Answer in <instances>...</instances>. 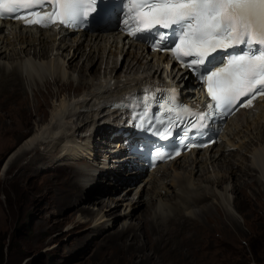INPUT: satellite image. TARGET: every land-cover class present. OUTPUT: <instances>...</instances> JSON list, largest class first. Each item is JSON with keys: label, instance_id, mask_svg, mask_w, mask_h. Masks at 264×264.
I'll list each match as a JSON object with an SVG mask.
<instances>
[{"label": "bare ground", "instance_id": "6f19581e", "mask_svg": "<svg viewBox=\"0 0 264 264\" xmlns=\"http://www.w3.org/2000/svg\"><path fill=\"white\" fill-rule=\"evenodd\" d=\"M15 22H0V96L14 97L9 110L0 112V118L3 120V115L7 114L17 117L18 111L25 107L23 105L26 104L27 87H32L33 95L37 97L42 88L50 90L54 85L58 87L59 95L56 96L57 100L53 103L47 122L37 125L34 134L11 154L5 168L11 166L15 159L37 150L43 151V155L52 156V160L74 161L94 156L99 146L97 138L94 140L92 133L83 135L82 131L86 126L88 129L95 127L96 132L101 135L110 132L107 138L110 147L113 141V147L119 146V151L113 153L118 160L113 162L112 157L105 156L103 160L109 159L113 166H120V171L124 172L116 174L114 168L103 166H98L95 170H84L83 177L90 176L83 179V184H88L87 188L94 187L92 184L99 185L100 182L104 184L106 180L112 182V187L106 184L107 189L102 188L99 191L109 195L110 200H101L102 207L93 212L91 219L96 225H102L107 216L126 202L125 209L121 211L125 219L123 230H134L139 225V229L133 233V241L129 242L139 243L132 245L137 249L144 246L139 241L140 234L137 231L149 227L153 232L165 234L169 223L182 225L180 216L191 219L192 214L198 216L205 208L210 210L206 201L217 196L216 189L219 186L223 192L218 197L222 199L221 204L232 226L241 230V224L233 216L230 206L244 209L243 205L238 203V197L231 196L233 193H245L247 197L254 195L255 203L261 211L254 219L264 224V202H261L264 201V190L261 188L264 185V100L253 109L241 110L231 118L220 136L221 141L211 148L192 150L169 164H159L153 171L137 169L131 165L120 145L122 136L114 134L115 127L123 126L121 122H125V119L122 118L121 109L113 107L112 101L119 94L133 91L154 79H163L164 75L180 84L184 81V72L169 69L167 66L164 68V55L148 52L144 43L131 40L114 29H108V32L83 31L78 34L67 32L60 37L59 33L52 29L35 31L22 27L27 24L20 26L18 21ZM55 52L56 55L53 56ZM45 59L47 65L39 62ZM122 66L124 69L120 71ZM101 69H104V74ZM185 83H190V80L187 79ZM70 89L74 94L70 93ZM182 95L188 96L187 89L182 88ZM38 107L41 109L40 105ZM8 130L6 123L0 122V131L4 132L2 137H8ZM9 141L12 143L15 140L9 138ZM252 145L256 147L252 149ZM105 149L106 147H101V151ZM236 165L241 169L240 174H236L238 170L233 168ZM211 168L213 170H210ZM251 170L260 174L252 175L253 178L246 180V176L251 175ZM96 172L103 176L102 181L98 183V178L93 176ZM210 172H214V176L209 174ZM139 176L150 180L134 188V183L140 179ZM122 178L126 180L120 183L123 186H118L117 181ZM168 179L170 180L164 184V180ZM72 183L75 184L74 180ZM176 187H179V193L173 190ZM119 189L122 192L118 197L111 196ZM247 189L252 191L248 193ZM85 190L82 185L78 186V197ZM132 190L135 192L129 196L128 193ZM144 192L147 193L146 197L143 196ZM170 192L178 201L167 206L163 201L170 202L167 199ZM156 200L160 202L158 206ZM193 200L196 202H192ZM141 205L150 207L148 216L145 217L144 213V217L133 213ZM164 206L167 208L162 209ZM185 210L192 214L184 213ZM218 211L222 212L220 208ZM165 221H169L168 225L164 224Z\"/></svg>", "mask_w": 264, "mask_h": 264}, {"label": "rangeland", "instance_id": "374dc122", "mask_svg": "<svg viewBox=\"0 0 264 264\" xmlns=\"http://www.w3.org/2000/svg\"><path fill=\"white\" fill-rule=\"evenodd\" d=\"M39 62L47 65L46 59ZM123 69L124 66L120 71ZM101 73L104 74V69H101ZM41 90L35 97L33 88L27 87L26 104L18 111L17 117L7 114L3 115V120L0 118V122L9 127L6 138L2 137L4 132L0 131V264H264V224L254 219L261 213L254 195L247 197L245 193H230L232 197L237 196L238 203L244 207L243 210H237L232 205V209L229 207L241 224L239 230L230 224L224 212L222 199L218 197L223 192L221 186L216 189L217 196L206 201L209 211L205 208V211L194 217L192 212L185 210L184 213L192 214L191 219L180 216L182 225L169 223L165 234L153 232L149 227L137 231L140 234L139 241L144 244L140 249L132 246L139 243H129L133 241V233L139 229V225L134 230H123L125 219L121 211L125 209L126 202L107 216L102 225H96L91 219L93 212L102 207L101 200H110L109 195L99 191L102 188L106 190L107 185L112 187V182L106 180L104 184L101 183L103 176L96 172L93 176L98 178L97 183L99 181L100 184H92L96 187L88 189V184H83V179L90 176H83L84 170H95L98 166L114 168L116 174L121 172L120 166H113V162L118 160L113 153L119 151V146L113 147V141L110 147L107 139L110 132L101 135L96 132L95 127L88 129L86 126L83 129V135L92 133L94 140L97 138L99 146L94 156L74 161L52 160V156L43 155V151L37 150L15 159L11 166L5 168L11 154L34 134L37 125L47 122L51 115L53 103L59 95L58 87L53 85L50 90ZM70 93H73L72 89ZM4 97L6 96H0V112L9 110L13 103L14 97ZM9 138H14L15 141L11 143ZM103 146L106 149L101 151ZM251 147L254 149L256 146ZM103 156L112 157L113 162L106 164ZM236 166L233 168L238 170L236 174H240L241 169L239 170V165ZM209 174L214 176V172ZM256 174L260 173L252 171L245 179L250 180ZM140 179L134 183V188L150 180L143 177ZM73 180L75 184L72 183ZM124 180L126 179L118 180V186H123L120 183ZM169 180H164V184ZM81 185L86 190L78 197V186ZM261 188L264 190V185ZM173 190L180 192L179 187ZM251 191L247 189L248 193ZM121 192L119 189L111 196L118 197ZM134 192L135 190L129 191L128 195L132 196ZM146 195L144 192L143 196ZM167 199L171 202L163 201L167 206L178 201L174 194L171 196V192ZM182 200L184 203V199ZM156 203L157 206L160 204L158 200ZM219 208L222 212L218 211ZM150 212V207L141 205L133 213L140 216L144 213L146 217ZM167 222L169 221L164 224Z\"/></svg>", "mask_w": 264, "mask_h": 264}, {"label": "snow or ice", "instance_id": "6c2138e0", "mask_svg": "<svg viewBox=\"0 0 264 264\" xmlns=\"http://www.w3.org/2000/svg\"><path fill=\"white\" fill-rule=\"evenodd\" d=\"M102 2L0 0V17L10 14L16 19H22L24 14L37 16L47 4L52 7L51 13L25 22L47 27L43 21L48 20L79 27L90 14H98V5ZM124 7L127 9L125 26L133 22L137 25L133 35L151 32L157 26L165 29L175 26L180 30L177 42L169 50L201 80H207L208 95L215 101L207 105L209 109L251 106L252 100L264 95V0H127ZM164 39L161 36L158 42L161 47ZM241 46H246L248 51L232 55L224 67H207L218 49Z\"/></svg>", "mask_w": 264, "mask_h": 264}]
</instances>
